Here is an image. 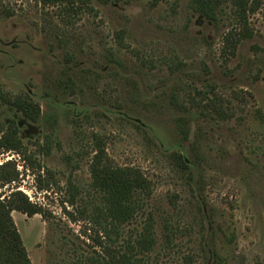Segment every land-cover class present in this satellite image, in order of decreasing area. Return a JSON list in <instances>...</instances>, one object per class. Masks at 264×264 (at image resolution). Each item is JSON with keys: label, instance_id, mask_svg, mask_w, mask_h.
<instances>
[{"label": "rangeland", "instance_id": "1", "mask_svg": "<svg viewBox=\"0 0 264 264\" xmlns=\"http://www.w3.org/2000/svg\"><path fill=\"white\" fill-rule=\"evenodd\" d=\"M73 2L81 12L65 17L0 0V89L40 111L31 121L0 99V137L13 128L22 144L0 150L17 173L0 192L42 209L12 212L30 263L107 264L151 214L153 264H264V0L234 50L229 3L211 21L191 0ZM94 137L152 187L115 244L94 219Z\"/></svg>", "mask_w": 264, "mask_h": 264}, {"label": "trees", "instance_id": "2", "mask_svg": "<svg viewBox=\"0 0 264 264\" xmlns=\"http://www.w3.org/2000/svg\"><path fill=\"white\" fill-rule=\"evenodd\" d=\"M38 1L43 6L62 7L60 12L65 17L81 12L80 6H75L73 0ZM224 3L231 5L238 26V30H234V33L232 30L225 37V42L234 50L237 44L251 37L248 15L258 11L262 0H191V7L206 19L215 21ZM0 99L16 108L31 121H35L39 116V107L27 98H7L0 89ZM94 145L95 154L89 168L91 188L100 193L96 194L98 203L94 206V219L100 226L99 219L104 223L101 229L105 239L115 244L110 235L116 236L118 228L130 224L138 213L145 210L151 196V182L138 169L115 166L108 159L103 142L96 137H94ZM21 148L22 144L15 129L9 128L2 133L0 150L20 153ZM179 161L182 168L186 169L187 165L181 156ZM16 177L14 164L6 162L0 165V189L14 182ZM76 198L77 194H69L67 201L73 206ZM12 212L33 217L42 215V209L36 203L29 201L20 191H13L6 196L0 192V264H31L14 224ZM169 239L170 237L166 236L167 243ZM155 244L154 219L151 214H148L134 240L125 243V252L121 253L112 248L106 249L105 253L109 258L107 264H153L147 260V257L154 250ZM190 260L187 258L186 264H189Z\"/></svg>", "mask_w": 264, "mask_h": 264}]
</instances>
